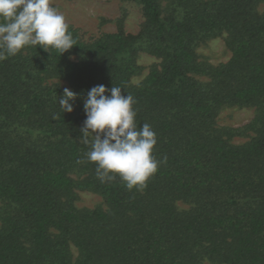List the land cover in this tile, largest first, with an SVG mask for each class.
Masks as SVG:
<instances>
[{
  "label": "trees",
  "instance_id": "trees-1",
  "mask_svg": "<svg viewBox=\"0 0 264 264\" xmlns=\"http://www.w3.org/2000/svg\"><path fill=\"white\" fill-rule=\"evenodd\" d=\"M115 1L139 10L136 34L122 19L92 37L68 24L64 54L37 45L0 60V264H264V0ZM217 38L230 57L213 65L198 50ZM141 54L156 62L135 83ZM97 85L131 95L137 126L156 133L162 162L143 188L102 183L86 159ZM229 108L253 116L219 125ZM82 192L100 203L79 206Z\"/></svg>",
  "mask_w": 264,
  "mask_h": 264
},
{
  "label": "clouds",
  "instance_id": "clouds-1",
  "mask_svg": "<svg viewBox=\"0 0 264 264\" xmlns=\"http://www.w3.org/2000/svg\"><path fill=\"white\" fill-rule=\"evenodd\" d=\"M75 44L65 16L51 0H0V60L27 46L38 45L46 52L54 49L62 55ZM121 92L120 87L104 85L88 91L78 139L90 146L86 159L95 164L102 183L119 176L131 191L143 188L162 161L153 155L156 133L148 123L137 126L135 100ZM76 99L77 94L65 88L58 99L62 113H71Z\"/></svg>",
  "mask_w": 264,
  "mask_h": 264
},
{
  "label": "rangeland",
  "instance_id": "rangeland-1",
  "mask_svg": "<svg viewBox=\"0 0 264 264\" xmlns=\"http://www.w3.org/2000/svg\"><path fill=\"white\" fill-rule=\"evenodd\" d=\"M51 5L63 13L67 24L83 31L86 37L97 36L100 32H117L120 19H122L121 29L125 33L136 34L142 23L139 10L135 6L115 0H51ZM198 53L213 65L223 63L230 57L222 38L207 42ZM155 62L154 57L141 54L138 63L144 69L133 81L135 83L141 81L147 74L148 67ZM252 116V110L229 108L221 113L218 122L221 126L239 128L247 124ZM235 141L241 142L242 139L238 138ZM79 197L78 205L81 207L91 208L100 203L99 197L92 193L82 192L79 193Z\"/></svg>",
  "mask_w": 264,
  "mask_h": 264
}]
</instances>
